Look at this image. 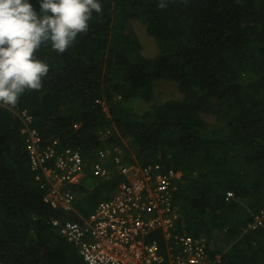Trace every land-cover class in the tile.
Returning <instances> with one entry per match:
<instances>
[{
	"label": "trees",
	"instance_id": "16d2710c",
	"mask_svg": "<svg viewBox=\"0 0 264 264\" xmlns=\"http://www.w3.org/2000/svg\"><path fill=\"white\" fill-rule=\"evenodd\" d=\"M29 2L39 10L38 0ZM100 3L102 13L66 53H36L50 71L16 108L32 114L46 142L79 149L89 164L99 148L118 146L126 164L162 161L180 170L175 230L211 234L218 264H264V225L247 227L264 207V0H165L163 9L159 0ZM128 19L145 26L157 55L142 54ZM161 79L174 81L181 96L154 100ZM84 176L67 188L86 217L125 176L115 169L100 179L89 166ZM45 194L22 121L0 108V258L86 264L51 224L78 216L52 208Z\"/></svg>",
	"mask_w": 264,
	"mask_h": 264
},
{
	"label": "built area",
	"instance_id": "2783aa9c",
	"mask_svg": "<svg viewBox=\"0 0 264 264\" xmlns=\"http://www.w3.org/2000/svg\"><path fill=\"white\" fill-rule=\"evenodd\" d=\"M106 110L105 103L97 100ZM22 121L29 163L35 179L46 190L44 201L61 212L77 218H52L59 234L77 248L86 264H218L211 255L205 234L177 231L180 212L174 203L182 182V172L162 161L126 164L122 150L101 147L97 160L90 164L79 149L63 146L58 139L46 142L27 109H12ZM101 131V137L110 135ZM113 164V168L108 166ZM100 179L113 171L125 176L114 194L98 203L86 217L74 206L75 194L69 184L81 182L86 167ZM232 192H227L231 197ZM264 225V207L247 224L250 230ZM153 234V235H152ZM159 235V238L157 236ZM0 264H7L0 258Z\"/></svg>",
	"mask_w": 264,
	"mask_h": 264
},
{
	"label": "clouds",
	"instance_id": "9594fccd",
	"mask_svg": "<svg viewBox=\"0 0 264 264\" xmlns=\"http://www.w3.org/2000/svg\"><path fill=\"white\" fill-rule=\"evenodd\" d=\"M0 0V108L15 109L22 94L39 91L50 66L37 57L42 47L63 54L87 34L100 0ZM158 7H167L159 0Z\"/></svg>",
	"mask_w": 264,
	"mask_h": 264
},
{
	"label": "rangeland",
	"instance_id": "374dc122",
	"mask_svg": "<svg viewBox=\"0 0 264 264\" xmlns=\"http://www.w3.org/2000/svg\"><path fill=\"white\" fill-rule=\"evenodd\" d=\"M126 27L128 25L129 28L133 29L134 34L137 36L139 43L141 44V52L145 56L153 57L157 55L158 49L154 38L146 32L145 26L137 19H128L126 20ZM156 94L155 99L164 98L165 96H176L180 97L181 92L178 90L177 84L172 80H164L161 79L156 83L155 86ZM204 117L209 121H214V116L205 114ZM85 177V176H84ZM83 181V180H82ZM206 237L209 239V247L211 251L214 247L211 245L212 238L211 234L208 235L204 233Z\"/></svg>",
	"mask_w": 264,
	"mask_h": 264
},
{
	"label": "crops",
	"instance_id": "0c3cea01",
	"mask_svg": "<svg viewBox=\"0 0 264 264\" xmlns=\"http://www.w3.org/2000/svg\"><path fill=\"white\" fill-rule=\"evenodd\" d=\"M108 163H110V162H108ZM111 168H113V165H112V167ZM153 235V234H152ZM157 236V234H155V237ZM157 238H159V235L157 236Z\"/></svg>",
	"mask_w": 264,
	"mask_h": 264
}]
</instances>
